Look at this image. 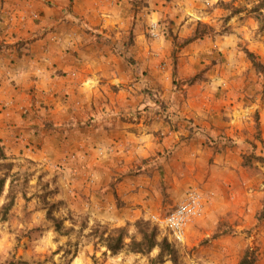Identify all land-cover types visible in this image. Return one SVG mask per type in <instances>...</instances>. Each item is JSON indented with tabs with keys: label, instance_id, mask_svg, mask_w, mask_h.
Instances as JSON below:
<instances>
[{
	"label": "crops",
	"instance_id": "crops-1",
	"mask_svg": "<svg viewBox=\"0 0 264 264\" xmlns=\"http://www.w3.org/2000/svg\"><path fill=\"white\" fill-rule=\"evenodd\" d=\"M138 1L0 0V144L33 161L76 155L66 180L83 209L106 219L166 216L196 186L227 193L209 197L205 208L204 225L214 216L223 227L237 204L228 191L239 184L231 171L238 120L208 93L205 77L225 83V67L202 59L216 47L208 36L176 54L168 37L191 38L203 6ZM174 57L179 80L203 73L197 84L173 91ZM150 92L167 107L159 117ZM230 140L234 148L225 145ZM258 194L264 200V189ZM263 200L237 216L256 225Z\"/></svg>",
	"mask_w": 264,
	"mask_h": 264
},
{
	"label": "rangeland",
	"instance_id": "rangeland-1",
	"mask_svg": "<svg viewBox=\"0 0 264 264\" xmlns=\"http://www.w3.org/2000/svg\"><path fill=\"white\" fill-rule=\"evenodd\" d=\"M198 1L203 6V19L200 22L206 25L202 31L216 44L214 52L202 59L210 60L216 66H224L225 77L228 78L225 83L221 80L218 83L212 77H205V80L210 79L208 93L215 92L216 99L226 104V112L238 120V129L234 128V132H238L237 145L240 148L238 154L236 152V167L234 162L235 168L231 167V171L232 182L239 181V184L238 188L228 191L232 192V202L237 204L228 206L227 216L223 218L224 226L220 227L222 223L217 225L214 216L209 219L208 225H204L205 209L203 216L189 227L187 243L179 245L164 230L156 227L151 219L140 218L120 224L114 213V217L109 216L107 220L89 207L88 210L86 207L83 209V202L76 199L78 189L70 188L66 180L64 171L71 162L77 161L76 155L59 160L50 156L48 161H33L30 157L10 155L0 144V150H4L10 159L0 161V166L14 165L0 198V211L9 202L10 196L14 198V205L6 220H2L0 214V264H175L173 259L176 264H238L247 250L255 255V264H264V222L258 221L255 225L254 220L237 216L239 212L248 213L250 209L257 211L263 200L258 193L264 189V165L252 158H264V33L260 32L255 15L249 14L256 0ZM222 2L228 7L221 6ZM240 8L244 12L233 15V10ZM175 36L174 33L168 34L169 39ZM180 44L178 41L173 43L175 54L177 48H181ZM246 52L253 55L258 68L254 67ZM201 63L205 64L203 61ZM187 69L193 71L191 67ZM149 97L153 115L159 117L167 107L160 104L163 102L159 100L158 93L150 92ZM170 125L172 129H175L174 126L177 128L175 123ZM232 142L225 141L227 148L235 147V142L233 145ZM247 159L249 166L244 165ZM3 173L0 171V176ZM11 181H15L12 191ZM201 190L195 186L186 192L184 199L193 191L200 192L205 198L206 208L209 197L227 196V193L208 194ZM114 209L107 208V211L114 212ZM49 214L56 219L66 220V229L72 227L71 220L76 221L75 232L70 236L58 234ZM82 220H87V229L80 235L77 231ZM219 220L222 221V218ZM139 221L148 222L157 229L158 241L166 240L169 243L171 256L166 253L159 258L161 251L158 248L145 255L128 251L113 255L105 247L98 246L94 239L84 237L101 225L110 230L126 228L129 237L139 238L135 227ZM194 227L199 231L192 232Z\"/></svg>",
	"mask_w": 264,
	"mask_h": 264
},
{
	"label": "trees",
	"instance_id": "trees-1",
	"mask_svg": "<svg viewBox=\"0 0 264 264\" xmlns=\"http://www.w3.org/2000/svg\"><path fill=\"white\" fill-rule=\"evenodd\" d=\"M139 0L138 2H140ZM228 7L227 4L224 5V3H221V6ZM244 9H235L233 10V15H237L240 13H243ZM249 14H254L256 21L259 25L260 32L264 33V0H256L253 8L249 11ZM206 27L205 24H202L201 22H198L194 34L189 39H181L178 36L172 37L173 43L178 41L181 47H184L187 44H190L196 40L203 39L206 36V33L202 31ZM170 35L172 32H168ZM247 56L251 60L254 67L258 68L257 62H255L253 59V55L249 52H246ZM203 76L202 74L196 75L192 78H189L185 81H181L178 79V60L176 58H173V91L177 92L183 87H189L194 84H197L200 81V78ZM164 108V107H163ZM168 119V117H165ZM191 132V130H190ZM215 143V142H214ZM255 147V146H254ZM256 148V147H255ZM255 157V158H254ZM252 158L264 165V158L252 156ZM10 159L5 154L4 150H0V161H9ZM249 160L247 159V163L245 161L244 165L249 166L248 164ZM251 162V161H250ZM3 175L0 176V198L2 196V193L5 189L7 178L9 177V173L13 170L14 165L9 164H2L0 166ZM15 181L10 182V190L12 191L14 187ZM14 205V198L12 196L9 197V202L5 204L1 211V219L6 220L9 212L11 211L12 207ZM49 219L54 224V227L56 228V231L58 234L70 236L75 232V225L77 224L76 221L71 220V228H64V223L66 220H59L54 218L49 214ZM259 222H264V208L261 211V213L258 216ZM135 227L137 229V234L139 238L136 237H129L128 229L126 228H115L113 230H110L109 228L105 226L98 225L95 229L91 231L90 234L87 236H84L88 239H94L97 241V245L101 247H105L109 252H111L113 255H118L124 251H128L133 254H148L151 253L156 248L160 249L161 253L159 255V258H163L166 253H169V255H172L171 246L169 243L164 240L163 242L158 241V232L156 228H152L151 225L148 222L145 221H139L135 224ZM87 229V220H82L79 225V230L77 231L78 234L82 235L85 233ZM93 240V241H94ZM129 241V242H128ZM256 257L253 253H251L249 250H247L243 257L240 259L238 264H255L256 263ZM173 262L176 264V260L173 259ZM13 264V263H10Z\"/></svg>",
	"mask_w": 264,
	"mask_h": 264
},
{
	"label": "built area",
	"instance_id": "built-area-1",
	"mask_svg": "<svg viewBox=\"0 0 264 264\" xmlns=\"http://www.w3.org/2000/svg\"><path fill=\"white\" fill-rule=\"evenodd\" d=\"M205 210V198L202 193L193 191L175 210L166 216H152L156 227L164 230L176 244L185 245L189 227L202 217Z\"/></svg>",
	"mask_w": 264,
	"mask_h": 264
}]
</instances>
